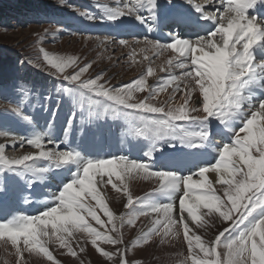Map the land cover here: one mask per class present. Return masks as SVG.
<instances>
[{
	"label": "snow or ice",
	"instance_id": "snow-or-ice-1",
	"mask_svg": "<svg viewBox=\"0 0 264 264\" xmlns=\"http://www.w3.org/2000/svg\"><path fill=\"white\" fill-rule=\"evenodd\" d=\"M184 3L198 14L195 19L191 11L180 10L182 6L174 0H168V4L177 11L163 16L158 0H117L115 6L98 3L101 15L80 13L88 20L120 24H125L123 18L129 17L149 32L161 24L172 29L167 42L147 36L135 39L132 44L119 41L121 46L131 49L128 55L133 63L138 51L144 54L143 60L149 61V66L137 78L118 87H106V82H100L103 71L81 79L92 67L91 62L79 65L77 57L40 50L47 65L55 69L50 73L54 78L59 79L69 67L75 69L72 74L63 75L61 81L71 86L58 89L71 101L64 143L78 109L81 135L87 131L83 127L85 119L89 124L101 119L122 121L124 135L142 141L135 147L140 148L144 159L128 155L103 158L87 154L79 147L58 150L59 142L51 135L33 131L30 136L18 137L6 124H0V135L9 138L13 147L18 141L21 147L26 143L38 149L20 158H9L5 154L8 144L0 143V202L7 201L9 192L26 204L36 202L32 196L44 199V210L37 215L10 212L6 221L0 223V240L7 237L11 242L19 257L17 264H22L25 251L42 253L54 261L46 246L48 240L44 239L52 236L76 256L68 244V238L76 231L92 237L91 244L102 257L109 261L118 257L114 264H138L126 259L128 246H120L124 245L122 229L125 225L134 226L139 217L154 218L149 226L139 230L131 242L133 248L147 244L154 236H159L161 243L169 237L180 239L182 229L187 256L177 264H189V261L190 264H264V11H261L264 0H208L215 6L212 11L206 10L204 4H194L193 0ZM200 21L209 25L201 29L203 35L195 31ZM181 30H187V34ZM107 40L105 37L101 43ZM166 52L171 55L160 65V71L167 76L158 77L156 85L148 84V78L154 74L151 63ZM173 69H179V75ZM169 88L166 101L159 105L152 103ZM138 92L147 94L137 100ZM4 115L33 123L19 103ZM218 136L223 143H215ZM45 141L55 147L46 149ZM158 152L160 159L168 160L159 167ZM205 153H214L215 162H202L196 165V172L189 170L184 175V158ZM41 160L47 162L46 167L37 166ZM209 172L216 174L215 184L223 186L222 196L205 175ZM49 174L52 183L41 187L38 182ZM194 175L200 179H194ZM113 177L121 183L125 178H155L158 186L134 201L125 184V208L129 211L116 216L101 194L105 183L117 188ZM25 191L29 192L28 196L24 195ZM89 201H95L103 210L111 228L105 226ZM214 214L227 226L213 239L205 240L191 225L205 227L208 221L204 217ZM87 217L105 230L93 227ZM98 241L116 250L105 251Z\"/></svg>",
	"mask_w": 264,
	"mask_h": 264
},
{
	"label": "rangeland",
	"instance_id": "rangeland-1",
	"mask_svg": "<svg viewBox=\"0 0 264 264\" xmlns=\"http://www.w3.org/2000/svg\"><path fill=\"white\" fill-rule=\"evenodd\" d=\"M182 1L184 2V0H174V3L179 5L182 4ZM158 2L162 7L160 12L163 11L164 14H170L169 11L172 10V7L168 4V0H158ZM98 3L115 6L117 0H0V60L3 65L5 61H7V59L1 57L3 53L5 55L12 54L23 61L21 67H10L0 71V124H6L7 129H10L12 133H16L18 137L30 136L33 131L47 133L48 130H38V126L43 123L50 125L51 120L57 117L63 120H61L62 123H65L64 120H66L71 110L70 98L58 92L61 83L53 82L57 81V79L50 75V73L55 72V69L47 65L46 61L43 59V54L40 51L41 49L49 54L77 57V64L79 65L91 62L92 67L81 79L92 78L103 71L104 77L100 82H106V87H118L121 84L128 83L137 78L139 74L144 72L149 66V61L143 60L144 54L141 56L136 55V62L133 63L128 55L131 49L121 46L119 41L114 42L116 43L115 46L110 39L103 44L97 41V37L105 38L109 33V31L104 30V28H99L97 30L99 35L96 36L94 29L97 26L111 28L113 24V26H117L113 32L120 33L123 30L122 26L132 22L129 17L123 18L126 21L125 24H120L118 21L111 22L99 19L88 20L80 14L82 12H87L97 16L101 15V10L97 7ZM193 3H200L205 6L207 4L206 0H193ZM47 4L57 9V15L50 17L49 10H45L48 7ZM33 6L35 9H33ZM211 6L214 7V5ZM187 8L191 9L192 7L187 4ZM180 10H186V8L182 6ZM206 10L212 11V9L210 10L209 8ZM172 11L175 12L177 10L175 9ZM194 15L198 16V14L194 12L192 13L193 18ZM83 23L87 24L88 27L94 31L83 32L80 30L76 32V34L72 33V28H75V24L81 26L84 25ZM132 25H137V23ZM126 32H129L127 36L136 35L132 28L127 29ZM125 35H112V37L119 40L127 38ZM29 61H31V63H29ZM24 62H26V64ZM152 67L154 71H158V67ZM74 70V67L67 68L64 74L60 75V78L63 79V75L72 74ZM174 71L179 75V69H175ZM166 76L167 74L161 72L157 78ZM44 77L49 78V81ZM118 77L120 78L117 79ZM152 77H154V74L148 78V84L153 83ZM55 88L58 92V97L63 99L66 105L52 98L51 95L54 93ZM168 91H171V89L169 88ZM25 93H27V95H25ZM146 94V92H138L135 94L136 99L141 100ZM193 95L195 96L196 94L194 93ZM163 102L164 100L160 98H156V100L152 101V103L157 105ZM16 103L20 104L25 114L33 118L32 124L26 122L22 124L21 122L24 121L18 120L15 116L4 115V113L14 107ZM57 108L58 111H56ZM54 111H56V115L53 118L52 113ZM61 112L65 113V115H62ZM77 113L74 125L79 121L82 122L78 109ZM86 116L87 112H85V117ZM111 122V120L105 122L101 119L99 121L94 120L89 124L87 119H85L83 121V127L87 130L86 132H92L91 125H109ZM122 123V121L113 122V128L119 127ZM80 127L81 124L77 127L73 126L77 131H79ZM93 136L94 133L88 134V137ZM0 141H6L7 143L10 139L0 135ZM25 145L21 147L20 144H16L15 147H13L8 144L5 154L9 158H20L22 152L31 151L35 153L38 151V149L27 144ZM50 146L51 145H49V147ZM47 148L48 147H46V149ZM50 148H53V146ZM10 150H12V153L9 152ZM214 156L215 154L213 153V156H209L210 158L207 159V161L214 163ZM37 166L46 167L47 162L43 160L38 161ZM189 170L191 169H183V174H189ZM50 177V174L46 175L43 181L38 182L41 187H43L44 183H52ZM112 179L115 184L117 183V188H113L112 185L105 183L109 187L107 195L109 198L107 199H109L110 204L108 203L107 205L116 216H119L129 211V209L125 208L127 195L123 190L125 185L117 181L115 177ZM132 179L131 185L127 188L134 201L136 198L143 197L145 194L152 192L158 186L154 178L151 180H145L142 177H135ZM106 181L107 177H105V182ZM20 183H23V181H20ZM222 187L221 185L215 187L217 193L221 196L223 195ZM45 191H47V189H45ZM24 195L28 196L29 192L25 191ZM31 198L36 202L26 204L23 202L22 198L17 200L15 195L9 192L7 194V201L0 202V223L6 221L8 213L10 212L15 213L19 211L26 215H37L39 211H43V197L38 198L32 196ZM18 202L19 204H16ZM89 202L96 208L97 214L105 222V226L111 228V224L108 223V218L103 210L96 205L95 201ZM24 206L26 208L22 209L21 207ZM202 211L207 212L206 209H202ZM217 217L218 216L215 215L205 216L204 219L208 221L205 227L197 228L195 223L191 226L203 239H213L219 230L227 226V224L220 222ZM152 218L154 217H139L134 226L125 225L122 229L124 245L120 247H124L125 245L128 246L125 253L126 259L129 262H138V264H177L178 261L184 260L187 256V252L182 237V229L180 239H172L169 237L166 242L161 243L160 237L154 236L147 244L135 248L131 247V242L138 235L139 230L142 227L146 228L149 226ZM87 220L88 223L92 224L93 227L100 231L105 230L101 228L100 225H97L91 217H87ZM49 231H51L50 227ZM113 235L115 234L113 233ZM44 239L48 240L46 246L49 251L52 252L54 261L48 260L42 253H28L25 251L22 264H55V262H58V264H114V261H118V257H115L113 261H109L107 258L102 257L91 244L92 237L82 231H76L68 238V244L72 247V250L76 252V256H72L68 252L67 247H61L60 241L55 236H52L50 239ZM97 243L99 247L103 248L105 251L114 252L116 250L115 247L110 244L100 241ZM21 248H23L22 242ZM81 248L84 250L81 251ZM220 251L223 250L220 249ZM181 253H183V255H180ZM18 260L19 257L16 255L15 248L11 245V242L7 240V237L0 240V264H17Z\"/></svg>",
	"mask_w": 264,
	"mask_h": 264
},
{
	"label": "bare ground",
	"instance_id": "bare-ground-1",
	"mask_svg": "<svg viewBox=\"0 0 264 264\" xmlns=\"http://www.w3.org/2000/svg\"><path fill=\"white\" fill-rule=\"evenodd\" d=\"M182 4H181V6H183V7H185L186 8V10H188V11H191V13H194L195 11H194V9L193 8H191V9H188L187 8V4L186 3H184L183 1L181 2ZM195 4V3H194ZM145 15H147V13H145ZM134 24H136V23H134ZM134 27L132 28L133 29V31H135V33H136V35H137V33H138V29L139 28H137L138 26H139V24L137 23V25H133ZM129 31H131V30H129ZM127 33H129V32H126L125 34H126V36H127ZM102 39H104L103 37H97V41L98 42H101L102 41ZM111 41H112V39L111 38H109ZM108 41V40H107ZM107 41H105V42H107ZM127 41L129 42V43H132L133 41H134V39H127ZM113 42V41H112ZM114 43V42H113ZM116 45V43H114V46ZM137 56H141L142 54L141 53H137L136 54ZM148 55L149 56H151L152 54L151 53H148ZM169 55H171V53L170 52H166L165 54H164V56H162V57H160L159 59H155V60H153V62L151 63V66H155V67H158V71H154L155 73H154V77H152L151 79L153 80V82H157L158 81V79H157V76L161 73V71H160V65L161 64H163L165 61H166V59L168 58V56ZM166 66V65H165ZM164 73H166V72H164ZM120 77H118L117 79H119ZM169 92L170 91H166L164 94L162 93V94H160L157 98H160V99H163L164 101H166L167 100V97H168V94H169ZM176 103H179V99H177V101H176ZM62 119H60L59 117H57V118H55V119H53L52 121V124H51V126H50V131L47 133L48 135H51L54 139H56L58 142H59V144H60V147H59V150H66L67 148H69V147H72V146H77V145H79V144H87L88 142H90V143H94V144H101L102 143V140H97V141H88V142H80L78 139H75V140H70V139H68V137H67V143H64V140H65V136L63 137V139H61V136H63L62 134H64V133H59V131H58V129L59 128H61L62 127V121H61ZM65 122V121H64ZM66 123V122H65ZM43 127H45V125L43 126ZM65 126H63V128H64ZM95 135L96 136H99L100 135V133H99V131H97L96 133H95ZM219 137V136H218ZM60 140H63V141H60ZM112 141V144H117L118 145V148H119V150H123V149H127V148H132V150H133V155L135 156V157H143L142 156V152L140 151V148L139 147H135L138 143H141L142 141H137L136 139H134V138H132V137H128V136H125L124 135V132H122V133H114L113 134V136H112V138L110 139V138H106L105 140H104V143H106V142H108V141ZM114 140H116V141H114ZM222 142V140L221 139H217V141H215V143H217V144H220ZM0 143H6V141L5 142H1L0 141ZM8 144H10L11 146H12V144H11V140L10 141H8L7 142ZM16 144H19V142L17 141V143ZM26 144V143H25ZM24 144V145H25ZM49 145H51L50 147H55V145H52V144H48V143H46L45 142V147H49ZM26 146V145H25ZM93 146V150L92 151H97L98 149H100V150H102V152H105V153H107V154H109V155H111V152L109 151V150H107V149H104L103 148V146H102V144L99 146V148H97L96 147V145H92ZM13 148V147H12ZM10 153H12V150H10L9 151ZM29 153H32L31 151H29V152H22L21 153V157L23 156V155H25V154H29ZM214 158V157H213ZM205 159H206V157H204V155H200V154H197V165H199V164H201L202 162H205ZM210 161V160H209ZM168 163V160H166L165 162L164 161H162V164H167ZM183 170V169H182ZM192 172H193V170H191ZM207 177H208V179L210 180V181H212V183H213V185H214V187H216V186H218L217 184H215V179H216V174L215 173H212V172H209V173H206L205 174ZM194 179H200V177L199 176H196V175H194V177H193ZM155 179V178H154ZM132 178H125V181H124V185L126 184L127 185V187L129 186V185H131V182H132ZM44 183V182H43ZM22 184V183H21ZM117 184V183H116ZM106 185V184H105ZM103 186L102 188H101V194H102V196H103V198L105 199V202L108 204L109 203V199H107V198H109V196H107L108 195V189H109V187L107 186ZM158 185V184H157ZM115 198V197H114ZM22 203V202H21ZM20 203V204H21ZM16 204H19V202L18 203H16ZM110 204V203H109ZM19 207V206H18ZM20 208V207H19ZM22 209H24V208H26L25 206L24 207H21ZM111 209V208H110ZM215 216H218V215H216V214H214ZM201 232V231H200ZM199 233V232H198ZM72 240V239H71ZM58 258V257H57ZM78 258V257H77Z\"/></svg>",
	"mask_w": 264,
	"mask_h": 264
},
{
	"label": "trees",
	"instance_id": "trees-1",
	"mask_svg": "<svg viewBox=\"0 0 264 264\" xmlns=\"http://www.w3.org/2000/svg\"><path fill=\"white\" fill-rule=\"evenodd\" d=\"M47 5H48V7L45 9L46 11L49 10V12L51 13V12H54V11L57 10V9L54 8L52 5H50V4H47ZM49 5H50V6H49ZM33 7H34V6H33ZM33 9H35V7H34ZM10 63H11L10 60L7 59V61H5V64H4V65L7 66V65L10 64ZM4 65H3L2 61L0 60V69L3 68Z\"/></svg>",
	"mask_w": 264,
	"mask_h": 264
}]
</instances>
